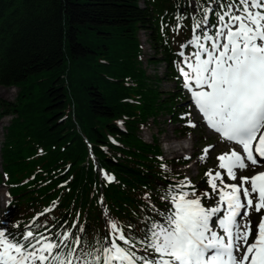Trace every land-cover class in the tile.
I'll use <instances>...</instances> for the list:
<instances>
[{
	"label": "trees",
	"instance_id": "trees-1",
	"mask_svg": "<svg viewBox=\"0 0 264 264\" xmlns=\"http://www.w3.org/2000/svg\"><path fill=\"white\" fill-rule=\"evenodd\" d=\"M202 7L218 10L215 0H0V87L19 89L15 101L0 96V118L12 116L2 147L1 180L12 198L4 227L22 231L52 208L40 222L53 232H75L76 223L89 239L102 238L110 217L142 238L161 219L153 206H169L160 196L185 179L174 168L188 159H165L160 139L147 142L141 130L159 115L181 125V135L193 130L175 42L190 37ZM178 15L186 17L179 33ZM140 30L155 50L149 61L165 62L174 90L143 67ZM207 179L192 184L197 195L211 193Z\"/></svg>",
	"mask_w": 264,
	"mask_h": 264
},
{
	"label": "snow or ice",
	"instance_id": "snow-or-ice-1",
	"mask_svg": "<svg viewBox=\"0 0 264 264\" xmlns=\"http://www.w3.org/2000/svg\"><path fill=\"white\" fill-rule=\"evenodd\" d=\"M215 3L218 10L202 7L203 16L191 17L192 36L181 45L176 67L207 126L239 145L243 155L232 149L218 156L223 175L205 173L211 193L197 195L187 178L169 188L160 196L169 206L162 212L153 206L161 219L149 221L142 238L126 234L110 217L102 238L89 239L85 226L76 223L71 226L75 232H53L55 225L40 222L52 208L22 231H9L0 222V264H264V215L257 224L248 219L252 211L264 209V172L237 177L235 171L248 168L245 160L254 166L264 162V0ZM185 18L176 17L174 31L185 26ZM189 46L194 51L186 55L183 49ZM188 126L196 124L189 121ZM211 148L203 150L201 161ZM102 175L109 183L114 180ZM225 175L239 183H225ZM215 197L214 205L202 203Z\"/></svg>",
	"mask_w": 264,
	"mask_h": 264
},
{
	"label": "rangeland",
	"instance_id": "rangeland-1",
	"mask_svg": "<svg viewBox=\"0 0 264 264\" xmlns=\"http://www.w3.org/2000/svg\"><path fill=\"white\" fill-rule=\"evenodd\" d=\"M192 33L189 38H181V40H177L175 42L177 48L180 50L181 45L185 44L189 39H191ZM149 35L147 32L141 30L139 32V40L142 45V62L143 66L147 69V73L154 77L155 73L164 75L166 70L165 64L161 61V63H150L147 58L151 55H154L155 51L152 49L148 42ZM188 52L186 55L190 54L194 49L189 46L186 49ZM159 56V55H158ZM155 70L159 72H154ZM165 90H170L173 88V84L166 83L163 86ZM189 95V100L185 103L186 105H190L191 108V122L196 124V127H192L193 130L190 134L184 136L178 133L176 129L181 127V125L174 124L170 121V118L167 116H160L157 117L156 120H149V122L145 125L142 130V136L145 138L146 141H152L153 136H156L160 139L162 144L163 152L167 157L173 156H183V157H190L188 164L181 167V171L185 173V178L191 181L192 184H197L200 182L203 174H205V169H210L213 171L219 170L224 173V170L218 169V165L220 161L218 160V156L224 154L226 152H230L232 149H235L237 152H240L239 147L232 143L224 141L218 134L208 129V127L204 124L202 117L199 115L197 110L195 109L194 104L192 103L191 93L186 89ZM19 89L18 88H8L1 86L0 87V96L8 101H15L18 96ZM167 93V92H166ZM164 93L165 95H167ZM191 101V102H190ZM12 116H5L0 118V216L3 213V209L8 205L10 200L12 199L7 192V188L2 182V175H3V161H2V147L4 145L5 133L6 128L10 123V119ZM170 145H173V148H170ZM186 147V148H183ZM212 146L209 150L207 158L201 161L200 157L203 154V150L208 147ZM241 153V152H240ZM248 168L246 170L236 169L237 177H251L254 174L259 173L261 167L254 166L248 164ZM2 179V180H1ZM225 183L232 184V183H239V180H229L227 176H224ZM216 182H219L218 180ZM246 187L248 185H245ZM207 191V189L205 190ZM215 197L210 204L205 203L202 199V203L205 206L214 205ZM255 203V201H254ZM264 213V209L261 210V213H256L252 211L250 216L248 217L249 220L253 222V224H257L260 222L261 216ZM247 223V221H245ZM219 231V229H217Z\"/></svg>",
	"mask_w": 264,
	"mask_h": 264
},
{
	"label": "bare ground",
	"instance_id": "bare-ground-1",
	"mask_svg": "<svg viewBox=\"0 0 264 264\" xmlns=\"http://www.w3.org/2000/svg\"><path fill=\"white\" fill-rule=\"evenodd\" d=\"M150 45V44H149ZM150 47H151V45H150ZM152 48V47H151ZM165 64V63H164ZM154 72H157V70H155ZM166 83H168V82H166ZM164 85H165V82H164ZM170 148H173V145H170ZM183 148H186V147H184L183 146ZM169 158H171V157H169ZM245 163H247L246 161H245ZM248 164V163H247ZM258 167H261L260 169H258L259 170V173H261V172H264V162L263 163H261Z\"/></svg>",
	"mask_w": 264,
	"mask_h": 264
}]
</instances>
